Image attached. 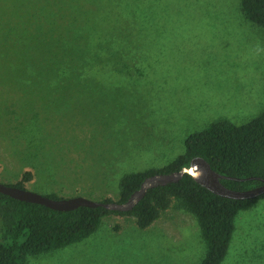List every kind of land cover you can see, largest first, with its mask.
Returning a JSON list of instances; mask_svg holds the SVG:
<instances>
[{"label": "rangeland", "instance_id": "1", "mask_svg": "<svg viewBox=\"0 0 264 264\" xmlns=\"http://www.w3.org/2000/svg\"><path fill=\"white\" fill-rule=\"evenodd\" d=\"M86 1L0 0V25L81 21ZM123 2L126 29L106 15L84 77L72 76L57 47H0V182L117 200L124 174L166 165L184 153L188 134L264 112V28L239 0ZM234 226L220 264H264V198ZM205 250L196 217L171 206L146 228L133 215L108 214L87 238L27 254L25 264H197Z\"/></svg>", "mask_w": 264, "mask_h": 264}, {"label": "trees", "instance_id": "2", "mask_svg": "<svg viewBox=\"0 0 264 264\" xmlns=\"http://www.w3.org/2000/svg\"><path fill=\"white\" fill-rule=\"evenodd\" d=\"M123 1L87 0L81 21L57 20L54 26L50 20H14L7 27L0 25V47H57L68 53L72 76L84 77V68L99 55L101 42L96 35L102 33L99 28L106 15L116 19L115 28L126 29L132 14L130 9H122ZM239 4L249 21L264 28V0H239ZM110 8L115 10L109 11ZM88 40L96 44L91 47L85 43ZM90 68L86 73L100 75V67ZM184 146L183 154L160 168L124 174L118 184L117 201H126L145 177L178 171L194 156L203 157L219 174L240 178L221 179L229 188L244 190L260 185V178L264 179V112L242 124L225 119L214 121L188 134ZM29 176L30 172H26L24 178L28 180ZM13 185L24 187L22 182ZM48 196L59 197L55 193ZM261 198L264 193L245 199L219 196L187 173L176 182L148 189L129 211L87 206L61 211L0 193V264H25L27 254H41L80 242L94 233L101 218L108 214L133 215L137 226L146 228L171 206L191 213L198 221L206 250L197 264H220L232 240L235 216Z\"/></svg>", "mask_w": 264, "mask_h": 264}, {"label": "water", "instance_id": "3", "mask_svg": "<svg viewBox=\"0 0 264 264\" xmlns=\"http://www.w3.org/2000/svg\"><path fill=\"white\" fill-rule=\"evenodd\" d=\"M184 173L191 175L197 183L204 186L211 192L227 198L245 199L264 193L263 178H260V185L244 190L232 189L225 186L221 182V179L238 180L240 178L219 174L213 170L209 163L201 156L192 157L188 165L183 166L178 171L169 173H155L145 177L142 180L139 188L133 191L128 199L124 202H119L117 200L108 202L95 201L82 196L52 198L48 195H42L30 191L25 187H18L13 184H5L2 182H0V193L6 194L21 201L38 203L51 209L61 211L72 210L79 206L103 207L108 210L129 211L140 199L144 197L148 189L158 185H166L171 182H176Z\"/></svg>", "mask_w": 264, "mask_h": 264}]
</instances>
